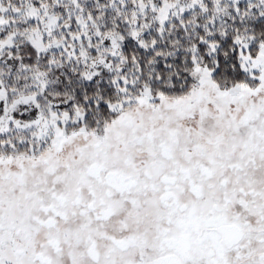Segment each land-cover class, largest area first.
I'll list each match as a JSON object with an SVG mask.
<instances>
[{
	"label": "snow or ice",
	"instance_id": "1",
	"mask_svg": "<svg viewBox=\"0 0 264 264\" xmlns=\"http://www.w3.org/2000/svg\"><path fill=\"white\" fill-rule=\"evenodd\" d=\"M0 264H264V0H0Z\"/></svg>",
	"mask_w": 264,
	"mask_h": 264
}]
</instances>
